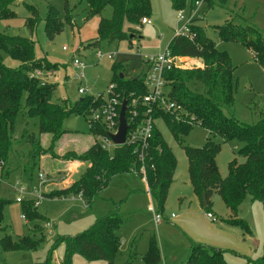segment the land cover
<instances>
[{"label": "rangeland", "instance_id": "374dc122", "mask_svg": "<svg viewBox=\"0 0 264 264\" xmlns=\"http://www.w3.org/2000/svg\"><path fill=\"white\" fill-rule=\"evenodd\" d=\"M200 1L202 3L199 15L202 19L197 24L205 30L206 36L219 50L226 51L234 67V103L232 107L223 109V113L240 124H253L258 120V109L264 105V71L256 63L250 50L239 43L221 42L213 30L232 22L235 25L255 28L264 37V0ZM26 5L33 6L40 17L32 29L26 25V20L31 17ZM48 5L58 9L62 19L67 15V21L62 20L61 32L52 39L45 33ZM189 5L190 1L187 0L182 9L176 10L170 0H150L149 18L152 24L134 26L133 31L128 34V37L132 36L130 42H104L100 48L88 46L96 37L99 17H87L86 0H19L10 8L15 15L0 19V32L32 39L35 58L44 59L50 66H56L50 72L40 70L42 77L55 86L52 100L66 101L73 105L85 97L107 98L113 64L123 63L124 69L119 74L124 79H130L145 70L143 58L165 52L171 38L188 21ZM109 14L110 8L107 7L103 15L107 17ZM179 14H183V21L178 18ZM109 55L112 56L111 59L108 58ZM1 56L2 63L7 68L15 69L19 66V62L9 55L1 53ZM74 57L79 58L85 65L84 78L81 81L74 77L75 71L71 66ZM177 66L192 69L202 67V64L198 59L180 58ZM79 86L88 91L83 95L79 94ZM89 119V113L78 115L73 112L67 116L62 123L66 133L48 153L46 148L50 145V136H39L37 120H28V128L31 133L39 136L44 151L39 156L30 181L21 176L20 167L26 161L27 144L19 147V156L16 157L19 161L12 163V171L8 177L0 176V197L7 201L3 211L5 230L0 232V239L8 235L13 242H17L20 238L29 237L41 244L35 250L4 251L0 247V264H45L48 256L49 264H62L65 247L59 240L83 233L98 218L111 211H118L130 218L119 233L122 241L120 250L123 252H127L133 240L137 253H144L149 236L154 234L161 253V264H185L193 244L220 250L228 264L264 261V207L260 201L245 196L236 209L235 217L243 220L248 227V233H244L239 226L225 223V219L234 215L218 194H213L209 199L207 212L215 218V221H211L204 215V205L192 191L184 147H201L208 140L218 144L215 163L222 179L228 175L230 162L241 164L244 161L238 156L242 142L235 139L225 142L198 125H190L191 129L181 136L179 143L162 120L155 121L162 140L171 149L177 162L174 178L161 207L155 198L151 199L146 193L134 190L137 183L133 176L124 175L125 177H116L109 186L102 189L90 208H86L79 195H73L67 200L42 197L36 213L44 217L43 221L31 222L23 219L22 204L15 201L21 188L25 190L23 201L26 202L36 199L29 191L37 186L39 175L44 177L42 192L58 190L64 185L68 187L74 180L69 176V165L81 162L72 158L69 153L72 150H83L94 139L89 128ZM19 130L21 132L22 129ZM113 149L114 147H110L109 151L112 152ZM17 166L20 168H16ZM56 170L59 172L56 173ZM151 207L156 213L161 211L162 218H169L171 214L174 218L169 221L162 219L155 224ZM126 254L121 255L118 264H141L139 255L129 259ZM71 264L106 263L101 260L86 261L81 256L74 255Z\"/></svg>", "mask_w": 264, "mask_h": 264}, {"label": "trees", "instance_id": "16d2710c", "mask_svg": "<svg viewBox=\"0 0 264 264\" xmlns=\"http://www.w3.org/2000/svg\"><path fill=\"white\" fill-rule=\"evenodd\" d=\"M19 0H0V19L11 18L15 14L10 9ZM87 17L98 16L96 37L88 46L100 48L101 44L129 41L133 27L141 24V19L150 17V0H86ZM174 9H182L187 0H170ZM190 9L194 2L189 0ZM66 5V3H65ZM31 17L26 25L32 29L40 19L36 9L26 5ZM110 8L109 16H104L105 9ZM203 13V12H202ZM203 15V14H202ZM60 11L48 5L45 15V33L49 39L61 32L63 24ZM202 16L190 21V36L174 35L167 45V51L175 58L198 59L202 67L186 69L175 68L165 75L169 88L170 100L187 113V118L175 119L170 114H156L169 127L172 136L181 142V136L186 135L191 128L198 125L209 134L222 138L225 142L238 140L243 143L238 156L243 158L241 164L229 163L228 175L222 179L219 176L215 157L218 144L206 141L201 147H184L187 159V171L194 195L202 202L205 196L206 210L209 199L218 194L230 210L233 217L225 219V223L239 226L248 233L245 222L235 217L236 209L245 196L258 200L264 207V105L258 109V120L249 125L238 123L233 117L223 113L234 103L233 72L226 51H221L205 34V30L197 24ZM221 42H235L250 50L256 63L264 71V37L252 27L235 25L227 22L213 30ZM1 53L9 55L19 62L15 69L7 68L2 63ZM56 66H50L44 59H36L32 39L6 35L0 32V176L8 177L12 171V163L16 159L20 146L28 145L25 163L21 167V176L30 181L32 172L38 165V159L44 150L39 136L48 134L50 145L46 153L62 138L66 131L62 128L63 120L71 113L83 115L103 104L102 99L85 97L73 105L66 101L52 100L55 86L49 83L41 84L31 78L35 70L53 71ZM124 69L123 63L112 65L111 83L115 95L127 98L129 94L144 95L142 74L132 80L119 77ZM37 120L38 135L31 133L28 120ZM89 128L96 134L105 132L99 124L90 119ZM32 128V126H31ZM19 129H22L21 132ZM18 136V137H17ZM134 145L125 144L115 147L112 152L103 150L93 143L83 152H70L72 158L85 163L71 184L60 190H52L43 194L47 199H66L79 195L86 208H90L99 192L106 188L116 176H133L142 179L147 186L150 198L157 201L161 207L165 193L172 183L176 159L171 149L162 140L160 133L154 128L142 157ZM23 154V153H22ZM25 157V155H24ZM17 166L16 168H20ZM15 168V169H16ZM7 201L0 197V232L3 226V211ZM23 219L31 222L43 221L44 217L36 213L33 200L22 201ZM158 213L161 214V211ZM130 220L118 211H111L98 218L95 223L83 233L75 237H67L63 242L65 247L62 264H71L72 257L79 255L86 261L101 260L106 264H118L121 258V229ZM59 241L57 243H59ZM41 242L29 237L13 242L5 235L0 239V247L9 250H35ZM139 254L132 240L127 248L126 256L131 259ZM140 256L141 264H161V253L155 235H150L147 249ZM50 263L48 256L45 264ZM127 264V263H126ZM185 264H228L220 250L208 249L205 246L193 244ZM252 264H264L258 260Z\"/></svg>", "mask_w": 264, "mask_h": 264}, {"label": "built area", "instance_id": "2783aa9c", "mask_svg": "<svg viewBox=\"0 0 264 264\" xmlns=\"http://www.w3.org/2000/svg\"><path fill=\"white\" fill-rule=\"evenodd\" d=\"M201 3L202 1L200 0L194 2V7L189 11L188 21L176 32V36L192 37L190 21L199 16ZM178 18L183 21V14H179ZM140 22L141 25L152 24L148 17L142 18ZM97 54L99 56L100 52L98 51ZM108 58L111 59L112 56L109 55ZM179 59L180 58L171 56L167 49L163 54L146 56L143 58L145 70L140 74H142L143 85L146 89L144 95H134L131 93L127 98L119 97V95H115L114 93V85L110 84L107 98H103L102 96H97L95 98L102 99L103 104L95 109H91L89 114L91 116L90 120L95 125L99 124L105 132L104 134L94 135V141L97 142L103 150H109L110 147H121L112 144L109 134H115L117 132L120 107L123 100L126 101L125 121L127 132L125 142L122 146L125 144L134 145L136 150L139 151L138 154L140 157H142L143 151L146 150L149 141L152 139L154 128H156L155 121L159 119L156 118V114H170L175 119L187 118V113L170 100L169 88L165 78L168 72L178 68L177 63ZM71 66L75 71L74 77L81 81L84 78V63L79 58L74 57ZM30 76L31 78L39 80L41 84L48 83V81L42 77V72L40 70L33 71ZM87 91V89L81 86L78 87V93L81 95L85 94ZM43 178L42 175H39L37 186L29 191L31 195L36 197V199L33 200V206L35 208H37L39 201L43 197L41 189L44 183ZM24 197L25 190L21 188L19 190V196L15 198V201L21 203ZM151 213L155 224L162 221V215L154 212L152 207ZM205 215L211 221H215L212 214L206 213ZM46 226H48V224H46Z\"/></svg>", "mask_w": 264, "mask_h": 264}, {"label": "crops", "instance_id": "0c3cea01", "mask_svg": "<svg viewBox=\"0 0 264 264\" xmlns=\"http://www.w3.org/2000/svg\"><path fill=\"white\" fill-rule=\"evenodd\" d=\"M132 37V36H131ZM64 136V135H63ZM62 136V137H63ZM93 141H94V139H92V141L90 142V143H88V145H87V147L86 148H84L83 150H72L73 152H76V153H80V152H83V151H85L92 143H93ZM60 147L58 146V149H59ZM64 150H66V149H64ZM69 165V164H68ZM85 165L86 164H84V163H75V164H73V163H70V165H69V169H70V175L69 176H72L73 178H75V176L79 173V171L82 169V168H84L85 167ZM1 172V171H0ZM56 173L57 172H59V170H56L55 171ZM40 173V172H39ZM50 174H52V173H50ZM116 177H118V176H116ZM116 177H114L112 180H111V182L116 178ZM123 177H125V176H123ZM174 178V177H173ZM63 179V178H62ZM135 181H136V183H137V187L135 188L134 187V190L135 191H142V192H144V193H146V195H148V190H147V186H146V184L145 183H143L142 182V180H140V179H137V178H133ZM73 181V180H72ZM71 181V182H72ZM110 182V183H111ZM110 183H109V185H110ZM141 185H140V184ZM71 184V183H70ZM108 185V186H109ZM64 188H66V185H64V186H62L60 189H64ZM60 189H58V190H60ZM52 190H56V189H52ZM49 192V191H48ZM44 193H47L46 191H44V192H42V195L44 194ZM148 197L150 198V195H148ZM68 198H66V199H61V200H67ZM206 213H209V212H206ZM152 214V213H151ZM211 214V213H210ZM162 215V214H161ZM173 214H171L170 216H169V218H163L164 220H166V221H169V220H172L173 218H174V215L172 216ZM205 215V214H204ZM172 216V217H171ZM121 243H122V241H121ZM127 251V250H126ZM127 252H123V251H121L120 250V254L122 255V254H126ZM143 254V253H142ZM142 254H140V255H142ZM188 258V257H187ZM106 263V262H105Z\"/></svg>", "mask_w": 264, "mask_h": 264}, {"label": "water", "instance_id": "95a60500", "mask_svg": "<svg viewBox=\"0 0 264 264\" xmlns=\"http://www.w3.org/2000/svg\"><path fill=\"white\" fill-rule=\"evenodd\" d=\"M180 65V64H179ZM179 68V66H177ZM120 78H123L122 74H119ZM135 77L132 78V80ZM125 110H126V101L123 100L121 107H120V113H119V126L117 129V132L115 134H109L110 140L112 144L115 146H122L125 142L126 132H127V125L125 121ZM203 205L206 206L205 196L202 197Z\"/></svg>", "mask_w": 264, "mask_h": 264}]
</instances>
